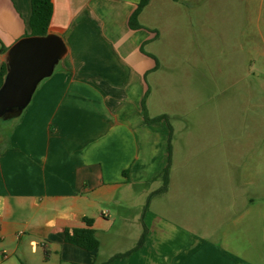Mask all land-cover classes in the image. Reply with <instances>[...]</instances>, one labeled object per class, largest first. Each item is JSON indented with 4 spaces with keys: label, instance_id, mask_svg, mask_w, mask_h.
Wrapping results in <instances>:
<instances>
[{
    "label": "crops",
    "instance_id": "1",
    "mask_svg": "<svg viewBox=\"0 0 264 264\" xmlns=\"http://www.w3.org/2000/svg\"><path fill=\"white\" fill-rule=\"evenodd\" d=\"M140 1L51 0L48 31L68 54L0 147V264H264V88L251 89L250 42L236 40L228 0H148L131 27ZM203 4L223 39L173 73L155 44L198 24ZM30 14V0H0V48L29 33ZM142 102L165 118L146 123ZM83 218L91 252L64 242Z\"/></svg>",
    "mask_w": 264,
    "mask_h": 264
},
{
    "label": "rangeland",
    "instance_id": "2",
    "mask_svg": "<svg viewBox=\"0 0 264 264\" xmlns=\"http://www.w3.org/2000/svg\"><path fill=\"white\" fill-rule=\"evenodd\" d=\"M205 1V0H203ZM222 3V2H221ZM199 2L196 3V7H198ZM228 10L234 11V19H235V25H236V40L240 42L241 46L245 47L246 41L249 40L251 45V58L254 60V64L251 65L252 71H251V89L253 90L254 86L256 89H260L261 93H263L264 88V65L261 64V61H264L263 58L260 57L257 53L264 52V41L261 39V36L259 34V26L257 24V21L259 19V16L263 14V9H261L260 6V0H228ZM194 7V6H193ZM205 4L202 6V14L201 18H199L198 24H193L191 26L187 25L184 27L181 31L180 30H173L168 36L166 35L163 37V39L159 42H157L155 45H157L156 49L159 50V54L161 55V59H166L167 62L169 59H176L175 63H173V73H180V70L182 68L189 69L190 65L194 63V60L196 57L206 56L210 54L211 50V42L215 40L217 42L218 40H222V33L217 35V30L214 29V24L218 20V17H214L210 13V9ZM219 9L220 8V1H219ZM240 11H245L244 18L239 16ZM261 12V14H260ZM220 19H223L220 18ZM227 19V18H226ZM245 23L243 24V22ZM242 24L244 27H249L250 34L249 38L245 36L244 33L238 32L239 27H242ZM234 28V26H233ZM235 29V28H234ZM263 29V28H262ZM261 29V30H262ZM219 37V39H218ZM235 37V35H234ZM159 48V49H158ZM256 48L259 49V51L255 50ZM201 53V54H200ZM226 56V54H224ZM185 59L189 60V65L186 67L184 64ZM170 70L172 67L168 65ZM222 70H226V66H222ZM168 71L166 70V73ZM225 72V71H220ZM242 78L238 76V74L234 78V85L235 89H237V84ZM179 83L178 81L172 82L174 90L179 89ZM250 116H253V114H249ZM244 116H247V114H244ZM253 118V117H252ZM2 123L0 122V125ZM0 138V142H1ZM39 252V258L43 260L44 254L41 248H38ZM55 259L53 258L48 264H57Z\"/></svg>",
    "mask_w": 264,
    "mask_h": 264
},
{
    "label": "water",
    "instance_id": "3",
    "mask_svg": "<svg viewBox=\"0 0 264 264\" xmlns=\"http://www.w3.org/2000/svg\"><path fill=\"white\" fill-rule=\"evenodd\" d=\"M68 54L60 35L24 36L1 56L5 74L0 86V121L22 116L39 86L50 78Z\"/></svg>",
    "mask_w": 264,
    "mask_h": 264
},
{
    "label": "trees",
    "instance_id": "4",
    "mask_svg": "<svg viewBox=\"0 0 264 264\" xmlns=\"http://www.w3.org/2000/svg\"><path fill=\"white\" fill-rule=\"evenodd\" d=\"M148 0H141L138 4L137 10L132 14L130 18V26L138 27L137 16L141 9L146 5ZM31 14L29 18V33L26 36H42L46 35L49 31L50 20L52 17V2L51 0H30ZM7 50V47L1 46L0 56ZM5 64L0 61V86L5 74ZM142 115L146 123H155L164 119L165 117L149 118L146 113L145 103L142 102ZM21 118V117H20ZM20 118L2 122L0 125V147L5 148L9 144V136L13 131V128L18 123ZM160 178L162 179L161 192L165 191L168 184V167L164 169ZM84 227L81 228H66L64 230V242L73 246H76L85 251H94L98 249L100 243L96 237L95 230L92 228L93 220L90 218H83ZM144 234L138 242V246L143 243Z\"/></svg>",
    "mask_w": 264,
    "mask_h": 264
}]
</instances>
